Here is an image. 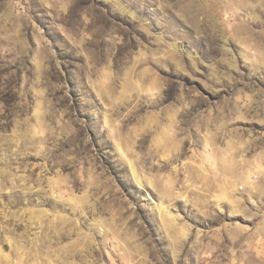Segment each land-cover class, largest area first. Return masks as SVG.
<instances>
[{
  "label": "rangeland",
  "instance_id": "rangeland-1",
  "mask_svg": "<svg viewBox=\"0 0 264 264\" xmlns=\"http://www.w3.org/2000/svg\"><path fill=\"white\" fill-rule=\"evenodd\" d=\"M0 264H264V0H0Z\"/></svg>",
  "mask_w": 264,
  "mask_h": 264
}]
</instances>
